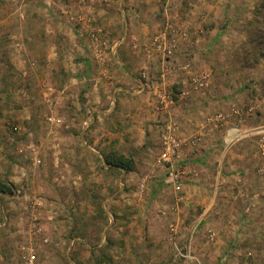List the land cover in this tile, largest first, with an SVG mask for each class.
Segmentation results:
<instances>
[{"label": "rangeland", "instance_id": "rangeland-1", "mask_svg": "<svg viewBox=\"0 0 264 264\" xmlns=\"http://www.w3.org/2000/svg\"><path fill=\"white\" fill-rule=\"evenodd\" d=\"M146 1L133 0L131 20L118 9L124 0H0L1 178L13 188L2 196L0 264H27L31 257L34 264H264V0H233L236 7L226 6L229 0ZM151 5L156 11L141 19L138 12ZM130 21L135 31L126 28ZM202 29L223 35L204 47L194 37ZM164 34L167 44H177L172 57L154 44ZM182 47L187 60L176 64ZM195 47L204 50L194 54ZM142 53L211 71L214 88L244 78L249 100L239 105L260 108L246 128H262L238 142L251 151L237 156L240 167L228 158L211 163L200 190L192 184L195 170L182 164L188 171L177 191L157 162L158 145L145 144L118 105L113 115L90 117L92 108L109 107L115 88L124 87V63ZM148 71L136 74L156 80ZM205 118L192 134L174 119L193 136ZM111 151L133 157L135 170L109 168L104 155ZM205 206L221 207L207 229L199 222L211 214L202 216ZM224 216L237 229L222 228L232 240L220 256L209 247L219 245L215 223ZM176 244L196 258L177 256Z\"/></svg>", "mask_w": 264, "mask_h": 264}, {"label": "crops", "instance_id": "crops-1", "mask_svg": "<svg viewBox=\"0 0 264 264\" xmlns=\"http://www.w3.org/2000/svg\"><path fill=\"white\" fill-rule=\"evenodd\" d=\"M146 2H147L146 0H143L144 4ZM118 3L120 4V0H118ZM138 3H134L133 0H124L123 5L121 4V6H119L118 9L121 12V14L124 15V18H126L125 16L127 15V17L132 20V17H134V15L132 14L133 5H136ZM237 3L239 4L240 0H238L236 4ZM189 4L191 6H194L196 3H194L193 1V2H189ZM227 4L229 5L231 4L232 7H236V4L234 3L233 0H229V3L228 2L225 3L226 6ZM146 10L147 11L145 12H142V11L138 12L141 15V19L151 16L149 14L153 13V11H156V8H154L151 5V6H146ZM225 13L226 11L224 10V14ZM125 26L127 29L129 28L130 31L132 30L135 31V29H133L134 23H132L131 21L129 23H126ZM139 27L140 26H138V28ZM139 29L137 30L139 31ZM113 30L115 31L116 28L115 29L113 28ZM113 34H116V32ZM191 35L193 36V33ZM222 35H223V29H220L219 31H215V30L211 31L209 29H202V31L197 32L196 35H194V37L197 40H200V43L202 46L207 47V43L208 44L214 43L217 39L222 37ZM125 40H126V33L122 36V39L117 41V43L119 44L117 48L118 47L120 48L122 45H124L125 43L123 44V42ZM203 40H205L206 45L204 44ZM114 45L112 46L111 50H114L113 49ZM196 49L204 50V49H201V47H195L194 54L200 51ZM184 50H187V47H182L180 48V50H178L179 55L175 59L177 60L176 64L183 63L185 62V60H187V58L185 59L186 57L185 55L187 54V52H185ZM153 52L155 51H152V53ZM141 56H142L141 58L140 56H138L140 60H136L135 62H132L131 58L127 59V61L124 63L126 67L123 68L124 73H125L123 76L124 77V83H123L124 87L115 88L114 93L112 94L113 97L110 99L109 107L92 108L90 110V117L94 118L95 115H100V114L109 115L115 110V106L118 105V108H116L117 113H119V115L122 118L126 116H130V120H132L131 123L134 124L133 128L139 131L140 139L145 138L146 139L145 144H149V146L156 143L160 151H161V142H160V136H159L160 130H161L160 128H161L162 122L168 116L176 118L181 123L182 133L184 132V133L192 134L193 131H195L196 129V120H200L203 117L205 118V115L215 113L216 111H229L230 106L234 104L239 105L241 101L243 102V101L249 100V97H248L249 92L247 90L248 87L246 85L243 86L244 84L243 77H237V78L235 77V80L229 81V82H234L232 84L228 83L224 79V81L219 82L220 85L219 87H216V88H214L215 87L214 85H216L217 81L214 77L213 80L211 79V83H210L211 85L207 87V90L204 93H199L197 91H194L193 89H191L188 92H185L184 91L186 90L185 88L188 87V85L190 84L189 79H188V71L183 70L184 69L183 66L185 64H182L180 66L178 65L171 66L169 65L170 63L166 61L164 62L158 61L157 63L156 61L157 53L152 54L151 57H148L144 53H142ZM191 61L193 63L194 62L196 63V61L194 60H191ZM194 66L196 65L194 64ZM141 68H148L149 69L148 72L152 73L153 78H155L156 80L150 81L148 78H144V77L142 78L141 75L137 76L136 74L137 69H141ZM173 89H177L179 90V92L172 95L171 93ZM121 90H123V92H121ZM155 91L158 93L159 96H155L156 94ZM164 94L165 95L168 94V97L171 100L170 102L163 101V98L161 96ZM262 113L264 112L262 111ZM224 127H218V128L212 127V128L205 130L207 133V136L204 138V141H202L199 145L195 147L187 146L184 149V155L182 157L181 163L185 164V167L191 170L192 169L195 170V171L192 170L193 174L191 176L193 177L191 180H194L192 184L197 185L196 187H199L200 190L201 188L199 184L203 181V179L206 180L208 175L205 172L207 169L210 168L211 163L228 162L229 161L228 159H231V160H234L235 167L237 166L240 167L238 164H236L238 160L237 156L242 157V159L246 157H250L251 151L248 154V148L244 146L245 148L242 149L243 145L241 143L237 142L230 146L224 145L222 141V137H223V133L225 129ZM124 130L125 129L123 127L122 131ZM130 130L132 131V128H130ZM3 159H5V156L2 154V151L0 149V181L5 180L4 178H1L4 172H6L5 167H3V165H5L4 161H2ZM225 175L228 176V174H225ZM232 175L233 174L231 173V175L229 176L231 177ZM219 176L220 174L217 171L216 178H219ZM6 180L9 182V178ZM201 184L203 185V183ZM187 185L189 187L191 183H187ZM194 190L195 189L191 190L192 194ZM6 194L7 193L0 191V210L3 208L2 196ZM196 194L198 193H194V195ZM208 207L209 206H205V209L202 212V216L208 212H211L212 216L211 214H209L208 217L204 216V217H201V219L199 220V222L202 221L204 223L203 226H205L206 229L207 227H210L211 225L210 223L212 222L214 223L215 219L214 218L212 219L211 217H215L217 216L216 214L221 212V207H219L218 210L213 209L211 211H208L210 210ZM218 216H220V214H218ZM223 218H224L223 221L217 220V222L215 223L216 224L215 226L217 228H221L220 231L217 230L216 228L218 235L214 243V244L218 243L219 245L218 247L216 246L214 249L211 248V246L209 247L210 253L218 254L220 256H221V251L224 245L225 244L228 245L229 242L231 243V240H232L230 237L231 235L229 234L226 235L223 232L222 228L237 229V227H235L236 225L234 224V222L227 223L228 217L226 218L224 216ZM206 220H208L207 222L209 223H207ZM233 235H234V232H233ZM202 249H205V248H202ZM207 254H208L207 252L203 253V256L205 257V255ZM220 259L221 261L224 260V258L223 259L220 258Z\"/></svg>", "mask_w": 264, "mask_h": 264}, {"label": "built area", "instance_id": "built-area-1", "mask_svg": "<svg viewBox=\"0 0 264 264\" xmlns=\"http://www.w3.org/2000/svg\"><path fill=\"white\" fill-rule=\"evenodd\" d=\"M171 0H166L167 5L170 4ZM161 38V39H160ZM167 38L164 35L157 37L154 40L156 45L159 42L160 48H162L163 54L166 58L172 57L176 52V43L167 44L165 41ZM160 41L163 43L160 44ZM183 68L188 71V79L191 88L194 91H203L210 84L212 75L211 71H202L200 73L191 70V65L189 63L185 64ZM144 78H146L144 76ZM164 102L169 99L168 94L162 95ZM160 97V98H161ZM260 108L256 105H249L246 107L239 105H232L229 111H218L216 113H211L206 115L207 117L203 122L200 123L198 134L196 135H185L181 133L180 126L173 117L168 116L161 125L160 132V142L161 151L158 156V164L160 167H164L167 171L168 181L172 184L175 190H181L182 184L186 179V173L188 170L182 165V150L185 146H196L204 140L207 136L205 130L209 128L224 127V133L222 141L224 145L230 146L234 143L241 141L243 138L247 137L251 133L258 132L262 127L246 128L245 122L250 116L256 114ZM264 112V110H263ZM262 153L264 154V138L262 140ZM170 228L172 231H177V224L174 222L170 223ZM216 234L213 232L210 234V238L214 239ZM191 246V245H189ZM176 254L179 257H184L187 260H192L196 258L190 251L183 252V250L175 245ZM189 250V247H188ZM27 264H34L33 258L31 257Z\"/></svg>", "mask_w": 264, "mask_h": 264}, {"label": "trees", "instance_id": "trees-1", "mask_svg": "<svg viewBox=\"0 0 264 264\" xmlns=\"http://www.w3.org/2000/svg\"><path fill=\"white\" fill-rule=\"evenodd\" d=\"M105 164L109 165V168L112 169H124L127 172L134 171L136 168V162L133 157H127L123 154H119L115 151H111L104 155ZM12 187L6 181H0V190L5 193H11ZM101 211H103L102 207H100ZM102 213V212H101Z\"/></svg>", "mask_w": 264, "mask_h": 264}]
</instances>
